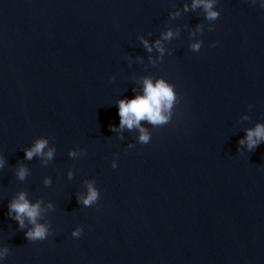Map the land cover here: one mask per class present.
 <instances>
[{"label": "water", "instance_id": "95a60500", "mask_svg": "<svg viewBox=\"0 0 264 264\" xmlns=\"http://www.w3.org/2000/svg\"><path fill=\"white\" fill-rule=\"evenodd\" d=\"M192 5L0 0V264H264V141L239 143L264 124V0ZM145 78L176 97L148 143L118 115ZM39 138L53 156L26 159ZM21 192L43 240L9 215Z\"/></svg>", "mask_w": 264, "mask_h": 264}, {"label": "clouds", "instance_id": "9594fccd", "mask_svg": "<svg viewBox=\"0 0 264 264\" xmlns=\"http://www.w3.org/2000/svg\"><path fill=\"white\" fill-rule=\"evenodd\" d=\"M203 6L206 12L207 19H216L220 13L215 10L214 0H193V7ZM165 39L172 36V32L168 31L163 34ZM145 47L151 51V46L148 41H143ZM157 48H160V41H156ZM193 50H199L200 43H194L192 45ZM143 91L141 94H137L132 98H123L118 101V115L120 117L119 127H128L129 129L137 127L140 130L141 135L139 140L142 143H148L150 135L141 124L140 121L146 120L153 125L166 124L171 118V109L175 101L174 86L165 81L164 79H157L155 82L151 78H145L143 81ZM262 141H264V124H257L254 128L246 130L245 137L241 138L239 143L241 145L246 144L249 150L257 147ZM47 145L45 138H39L35 143L25 149V158L31 159L33 155H45L47 158L53 156V150L51 148L45 153L44 149ZM70 155H75L71 152ZM3 159L0 158V166H3ZM113 167H117L116 163H113ZM17 175L23 179L26 175V169L21 166L18 169ZM100 193L92 183L88 184V192L82 197V203L85 206H90L99 200ZM81 198H78V200ZM9 215L15 214L13 218L19 222L21 228L25 226V219L32 225L28 231L25 232V236L32 241L43 240L49 233V227L43 223L38 222L40 216L41 206L40 202H32L27 198L26 193L21 192L17 197L12 199L8 205ZM83 232V226H77L72 230L71 235L73 237H79ZM7 249L0 251V258L3 257Z\"/></svg>", "mask_w": 264, "mask_h": 264}]
</instances>
